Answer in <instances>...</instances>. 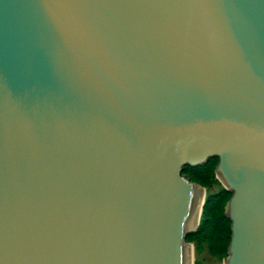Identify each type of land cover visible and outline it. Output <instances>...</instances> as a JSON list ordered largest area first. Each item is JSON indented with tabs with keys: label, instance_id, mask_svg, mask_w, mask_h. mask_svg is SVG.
I'll list each match as a JSON object with an SVG mask.
<instances>
[{
	"label": "water",
	"instance_id": "1",
	"mask_svg": "<svg viewBox=\"0 0 264 264\" xmlns=\"http://www.w3.org/2000/svg\"><path fill=\"white\" fill-rule=\"evenodd\" d=\"M211 157L264 264V0H0V264H186Z\"/></svg>",
	"mask_w": 264,
	"mask_h": 264
},
{
	"label": "trees",
	"instance_id": "2",
	"mask_svg": "<svg viewBox=\"0 0 264 264\" xmlns=\"http://www.w3.org/2000/svg\"><path fill=\"white\" fill-rule=\"evenodd\" d=\"M217 157L209 158L207 163L198 166L186 165L184 174L192 181L210 188L220 183L216 175ZM233 192L225 187L218 191L207 194L198 228L188 233L187 241L206 244L209 251L214 256L228 257V248L231 241V220L225 215L226 205Z\"/></svg>",
	"mask_w": 264,
	"mask_h": 264
},
{
	"label": "rangeland",
	"instance_id": "3",
	"mask_svg": "<svg viewBox=\"0 0 264 264\" xmlns=\"http://www.w3.org/2000/svg\"><path fill=\"white\" fill-rule=\"evenodd\" d=\"M222 187L224 186L220 182L217 183L216 185L211 186L210 188H204L205 191L204 201L206 199L207 194L218 191ZM189 244H192L194 247V264H224L226 258L212 255V253L207 248L206 244L204 243L201 244L200 248H198L199 245L197 243L191 242Z\"/></svg>",
	"mask_w": 264,
	"mask_h": 264
},
{
	"label": "bare ground",
	"instance_id": "4",
	"mask_svg": "<svg viewBox=\"0 0 264 264\" xmlns=\"http://www.w3.org/2000/svg\"><path fill=\"white\" fill-rule=\"evenodd\" d=\"M204 188L205 187L198 188V200H197V205H196L194 216H193L192 228H195L200 222L201 209H202V205H203L204 197H205ZM186 264H194V247L192 244H189V243L186 246Z\"/></svg>",
	"mask_w": 264,
	"mask_h": 264
}]
</instances>
